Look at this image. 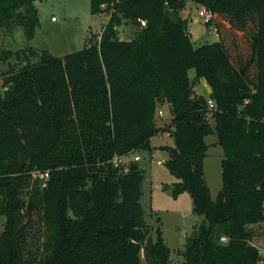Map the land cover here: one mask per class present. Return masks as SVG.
<instances>
[{"label": "trees", "instance_id": "16d2710c", "mask_svg": "<svg viewBox=\"0 0 264 264\" xmlns=\"http://www.w3.org/2000/svg\"><path fill=\"white\" fill-rule=\"evenodd\" d=\"M107 1L90 0L91 13ZM186 1L120 0L100 40L79 51L6 53L20 67L0 78V264H142V250L147 264H170L162 229L154 240L147 224L144 170L114 162L154 150L161 132L175 142L161 148L178 179L172 194L188 191L203 217L184 264H260L249 226L264 222V0H191L213 12L206 24L219 36L198 47L180 15ZM124 19L133 39L119 37ZM39 26L34 0H0V27L32 40ZM162 104L166 126L156 123ZM215 133L224 157L213 199L204 159Z\"/></svg>", "mask_w": 264, "mask_h": 264}, {"label": "rangeland", "instance_id": "374dc122", "mask_svg": "<svg viewBox=\"0 0 264 264\" xmlns=\"http://www.w3.org/2000/svg\"><path fill=\"white\" fill-rule=\"evenodd\" d=\"M34 3L40 17V26L34 39L28 40L21 27H15L11 31L0 27V78L12 67L16 66L17 69L20 67L15 56L10 55L6 59V53L14 54L17 50L32 46L36 50L47 48L55 56H64L83 49L91 38L94 42L99 41L109 21V12L102 11L98 15L91 13L90 0H34ZM200 8L201 5L188 0L186 7L180 11L181 17L187 20V25L189 24L187 32L192 33L191 39L196 47L219 40L217 32L211 26H207L206 18L199 15ZM118 31L120 38H133L138 33L133 23L125 19L118 27ZM33 60L37 61V59ZM190 75L196 76L195 69L190 70ZM195 87L196 94L204 95L206 98L210 97L206 85L196 81ZM167 108H169L167 104L159 106L156 115L158 126H166L171 122L172 116ZM161 110L165 112L164 116L159 114ZM211 124L215 126L212 118ZM217 139L216 133L206 137V142L210 147L204 159L205 179L213 199H216L223 185L224 149L221 145L213 144L217 142ZM153 143L157 145L154 150L149 151L147 157L136 161L146 175L141 202L154 240L157 228L162 229L165 243L171 249L170 264H184L183 253L187 239L197 233L203 217L194 212L193 199L188 191L177 198L172 194L173 184L178 179L166 165L169 153L161 148L174 146V138L169 132H161L153 138ZM134 156L132 153L124 157L122 164L127 166ZM161 159L165 162L159 164L158 161ZM5 221L6 217L0 215V233L4 230ZM249 227L254 232L252 244L257 246L262 254L260 264H264V222L252 224ZM222 241L226 242L227 238L223 237ZM141 261L142 264H147L144 250L141 251Z\"/></svg>", "mask_w": 264, "mask_h": 264}, {"label": "built area", "instance_id": "2783aa9c", "mask_svg": "<svg viewBox=\"0 0 264 264\" xmlns=\"http://www.w3.org/2000/svg\"><path fill=\"white\" fill-rule=\"evenodd\" d=\"M119 2H120V0H108L107 2H105V3H103L101 5V10L103 12H106V13L109 12L110 13L109 20H110V18L112 16V13L114 12L115 6ZM198 13H199L200 16H203V17L206 18V20H207L206 22H209V21L211 22V21L214 20L213 12L210 9H208L207 7H205V6H201V8L198 10ZM54 19L55 18H53V20ZM140 22H141V26L142 27L147 25V21L146 20L141 19ZM211 28L214 29L217 32V35H218L217 27L214 24L211 25ZM0 83H1V80H0ZM207 107H208V110H209L208 115L211 116L212 112L216 109V102H215V100L213 98H211V97L207 98ZM159 114L162 116L163 115V111L161 110ZM124 157H126V156H116L114 158L115 164L116 165H123L122 161H123ZM140 159H141V157L137 155V156L134 157V159L132 161H139ZM164 162H165L164 159H161V160L158 161L159 164H162Z\"/></svg>", "mask_w": 264, "mask_h": 264}, {"label": "crops", "instance_id": "0c3cea01", "mask_svg": "<svg viewBox=\"0 0 264 264\" xmlns=\"http://www.w3.org/2000/svg\"><path fill=\"white\" fill-rule=\"evenodd\" d=\"M188 4V0L186 1V5ZM91 10V9H90ZM93 15H98V14H93ZM109 20V19H108ZM126 21H128V20H126ZM189 27V24L187 25V28ZM189 33L191 34V37H192V33L189 31ZM135 37V36H134ZM133 37V38H134ZM133 38H121V39H123V40H130V39H133ZM193 41V40H192ZM189 76H190V78L191 79H194L195 78V76H193V75H190V71H189ZM200 83H202V84H204V85H206L207 87H208V89H207V91H208V93H209V96L211 95V88H210V86L207 84V82L205 81V80H203V79H200V80H198ZM195 89H196V87H194ZM197 93H200L199 91H197ZM168 109V112H169V108H167ZM164 114H165V112L163 111V116H164ZM154 138V137H153ZM153 138L151 139V144H152V146L153 147H155V146H157V145H155L154 143H153ZM213 144H216V142H213ZM149 151H147V150H141V151H136V152H134L133 153V155H135V156H140L141 157V159L140 160H142L145 156L147 157L148 155H149V153H148ZM165 152V151H164ZM146 153H148V154H146ZM134 156V157H135ZM139 160V161H140Z\"/></svg>", "mask_w": 264, "mask_h": 264}, {"label": "water", "instance_id": "95a60500", "mask_svg": "<svg viewBox=\"0 0 264 264\" xmlns=\"http://www.w3.org/2000/svg\"><path fill=\"white\" fill-rule=\"evenodd\" d=\"M185 23L187 24V20H185ZM204 80V79H203ZM262 184L260 183L259 186H261Z\"/></svg>", "mask_w": 264, "mask_h": 264}]
</instances>
